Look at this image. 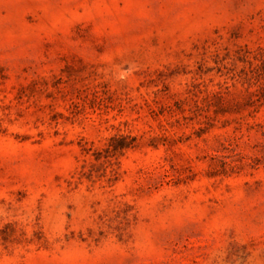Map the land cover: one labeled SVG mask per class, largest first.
<instances>
[{"label": "rangeland", "instance_id": "rangeland-1", "mask_svg": "<svg viewBox=\"0 0 264 264\" xmlns=\"http://www.w3.org/2000/svg\"><path fill=\"white\" fill-rule=\"evenodd\" d=\"M0 264H264V0H0Z\"/></svg>", "mask_w": 264, "mask_h": 264}]
</instances>
